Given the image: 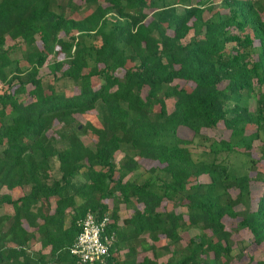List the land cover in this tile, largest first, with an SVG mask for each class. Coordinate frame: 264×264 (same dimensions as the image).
Listing matches in <instances>:
<instances>
[{
	"label": "trees",
	"instance_id": "1",
	"mask_svg": "<svg viewBox=\"0 0 264 264\" xmlns=\"http://www.w3.org/2000/svg\"><path fill=\"white\" fill-rule=\"evenodd\" d=\"M224 1L0 0V264H79L88 212L115 234L95 264H232L242 229L264 244V0ZM162 235L182 244L166 261L145 253Z\"/></svg>",
	"mask_w": 264,
	"mask_h": 264
},
{
	"label": "rangeland",
	"instance_id": "2",
	"mask_svg": "<svg viewBox=\"0 0 264 264\" xmlns=\"http://www.w3.org/2000/svg\"><path fill=\"white\" fill-rule=\"evenodd\" d=\"M61 1H65V0H61ZM79 1L80 0H75V2H77V3ZM224 4H225L224 0H213V10L216 11V10L221 9L224 6ZM111 16H115V15L111 14ZM247 31L250 32L251 30L247 29ZM64 36L68 37L67 34ZM95 39H98L97 43H100L99 37H97ZM232 45H233V43L228 44V46H232ZM247 50L252 53L253 51H258L259 47H257V46L254 47V45H253V46L248 47ZM13 57L16 59H19L20 63H22L24 65V67L27 66V64L24 62L25 60L23 59V50L22 49H17L14 52ZM60 57H63V55H60ZM54 58H55V56H51L49 61L51 62L52 60H54ZM47 71H48L47 68L42 69L43 74H46ZM174 101H175V98L168 99V108L170 110H171L172 106L174 105ZM249 107L253 112H257V100L255 97L250 98ZM207 133L210 136H213L216 138H221L222 136L225 135L226 132L221 131L219 129H207ZM179 134L181 136H190V131L182 128V130L180 131ZM260 142H263V141H260ZM258 143L259 142H256V144H258ZM253 155L255 158H257L261 155V153L259 151H256ZM123 156H124V152H119L117 154V160L119 161ZM238 160H239V158H235V161H238ZM242 164L243 163L240 160L235 165H233V172H235V174L245 172V169L243 168ZM143 165L149 166L150 161L143 162ZM53 166H54L55 175L60 174L58 171L57 160H53ZM144 170H145L144 167L140 168L134 174V176H132L131 178H139L140 181L143 182L144 178H146L148 176L147 174H143L145 172ZM258 188H259V186H257V185L252 186V190H254L255 194H258V192H259ZM236 195H237V191L234 189L233 190V196H236ZM110 203L112 205L113 201L112 202L110 201ZM6 208L8 210H12L11 206H7ZM133 212H134V204H131V205L121 204L120 205V212H119L120 218H121L120 223H122V219L130 217L133 214ZM109 215H111V212ZM197 232H198V230L190 227V225H187V227L182 228V230H181V234H182V238H183L182 244L183 243L185 244L186 242H188L190 237H192ZM235 240L237 242L238 247L236 248V250L233 251L234 258H233L232 264H246V262L250 261L251 259L256 260V261L264 260V244L260 245V246L252 244V235L248 229H242V230L235 232ZM149 242H150L151 246H153L155 249H154V251L152 249H148V251H145V253H147L148 255H150L152 257H155V258L157 257V259H159L160 261H166L169 258V256L171 255L172 250H175L178 246L182 245L181 243L173 244L171 250H169L168 248L165 247V245L169 244L170 241L164 235L161 236L160 241L153 242V241L149 240ZM37 248H39V245H37L36 249ZM124 254H125V251H122L121 253H118L117 255L119 256V258H123Z\"/></svg>",
	"mask_w": 264,
	"mask_h": 264
},
{
	"label": "built area",
	"instance_id": "3",
	"mask_svg": "<svg viewBox=\"0 0 264 264\" xmlns=\"http://www.w3.org/2000/svg\"><path fill=\"white\" fill-rule=\"evenodd\" d=\"M81 231L71 247V253L78 258L79 264H95L103 261L110 253L115 238L114 232L108 233L110 215L98 218L88 212L81 220Z\"/></svg>",
	"mask_w": 264,
	"mask_h": 264
},
{
	"label": "crops",
	"instance_id": "4",
	"mask_svg": "<svg viewBox=\"0 0 264 264\" xmlns=\"http://www.w3.org/2000/svg\"><path fill=\"white\" fill-rule=\"evenodd\" d=\"M37 245L35 246V249H36Z\"/></svg>",
	"mask_w": 264,
	"mask_h": 264
}]
</instances>
